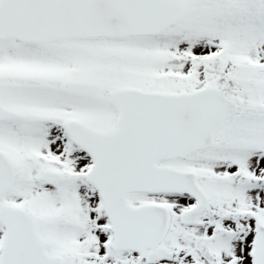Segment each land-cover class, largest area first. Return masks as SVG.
I'll return each instance as SVG.
<instances>
[{"label":"snow or ice","instance_id":"6c2138e0","mask_svg":"<svg viewBox=\"0 0 264 264\" xmlns=\"http://www.w3.org/2000/svg\"><path fill=\"white\" fill-rule=\"evenodd\" d=\"M0 264H264V0H0Z\"/></svg>","mask_w":264,"mask_h":264}]
</instances>
